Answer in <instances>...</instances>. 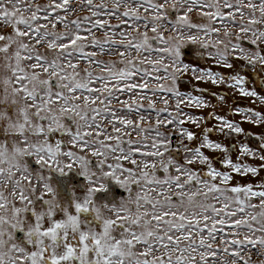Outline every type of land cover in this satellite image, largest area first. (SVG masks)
Here are the masks:
<instances>
[{"label": "snow or ice", "instance_id": "obj_1", "mask_svg": "<svg viewBox=\"0 0 264 264\" xmlns=\"http://www.w3.org/2000/svg\"><path fill=\"white\" fill-rule=\"evenodd\" d=\"M195 13L208 23L194 20ZM6 26L12 31L0 33V264H253L252 255L264 257V182L237 180L264 171V133L256 150L240 143L234 161L233 146L210 136L245 130L213 114L206 119L216 127L205 128L192 147L185 140L196 134L180 126L200 120L183 107L209 104L177 86L189 71L182 47H211L208 55L234 71L192 69L195 79L226 85L264 108V94L246 88L241 71L264 73V0H0V29ZM221 31L229 39H207ZM109 53L119 63L97 59ZM144 100L154 111L157 102L166 106L154 128L129 118ZM234 114L264 127L261 110L244 106ZM161 126L177 136L176 146ZM133 133L141 139L132 140ZM52 172L82 176L83 191L70 189L65 200ZM109 179L128 193L118 206L95 200ZM88 213L94 223L85 221Z\"/></svg>", "mask_w": 264, "mask_h": 264}, {"label": "rangeland", "instance_id": "obj_2", "mask_svg": "<svg viewBox=\"0 0 264 264\" xmlns=\"http://www.w3.org/2000/svg\"><path fill=\"white\" fill-rule=\"evenodd\" d=\"M97 3L100 2V0H96ZM37 3L40 5H45L47 3V0H37ZM109 7H111V4L109 2ZM90 13L87 11H81L77 13L78 16L83 17L85 15H89ZM175 15V13H173ZM75 18V17H70ZM105 19H109L108 17H104ZM193 19L196 20L198 23L205 24L208 23L207 19L204 17H201L199 13H195L193 15ZM110 23L112 25H116L119 23L115 18L110 19ZM217 27H222L220 25V22H216ZM120 30H124L121 28ZM12 31L11 27L6 26L0 29V33L2 34H8ZM97 35L103 39L102 33H97ZM131 35L135 36L136 33H131ZM208 40H215V39H224L227 40L229 39L228 37L224 36L223 31H221L218 35L213 34L209 37H207ZM88 51L92 49H86ZM43 52L44 49H41ZM209 52H215L214 48H202L199 44L196 45H191L186 43L182 49H181V61L182 63H186L189 66V71L185 72L183 76L180 79V82L178 83V88L180 89L181 92H192L195 95H199L203 98L206 99V101L209 104V107L207 108H196V107H183V112L187 115H192L194 118L200 120L199 126L193 125L190 122H186L184 125H181L185 131H192L193 133L196 134V139H194L191 142H188L185 140L186 143H190L192 147H196L199 145L201 134L203 133L205 128L208 127H216L217 122L212 120V119H206L209 118L213 114L221 115V116H226L230 121L239 124L241 127L244 128L246 135H240L236 136L235 134H232L231 137L221 135L217 132L212 133L210 136V139L213 142L220 141L224 145H232V159L236 161L237 156H236V151H237V146L240 143H246L249 144L254 150L257 149V146L259 144V141L256 139L257 135H260L261 133H264V127L262 126H256L251 123L244 122V117L235 115L234 110L239 107H251L253 110H261L262 114H264V108L261 107L258 103L252 104L249 102L248 98H242L238 94L233 95L232 90L227 88L226 85H213L210 82L205 81H197L195 79L194 73L192 69H196L197 71H212V72H219L221 74H227L231 71L234 70H229L224 68L223 66H220L216 63V61L208 55ZM97 59H102L105 60L106 62H114V63H119V57L117 55H113L109 53L108 55H99ZM237 63H242V62H237ZM81 67L87 68V62L84 61L81 64ZM242 73L245 75L247 83H246V88L249 90H256L258 93L264 94V73H261L259 71H251L247 68L241 69ZM139 91V90H138ZM147 94L148 96H151L152 93L149 90H144L141 94ZM161 94L157 93V96H160ZM162 95L168 96V93H163ZM131 96L129 93L127 96L122 97V99H127ZM219 96H224L226 97V100L221 102L219 100ZM215 97V98H214ZM114 108L119 109L121 106L119 104L113 105ZM166 106L163 103L157 102L155 105V109L151 110L148 107V102L147 100L143 101V107L135 114H129V118H134L138 123H140V127L148 129V128H154L156 126V115L158 110L165 108ZM169 110H172L174 108V104H170L167 106ZM144 115L145 116V121L144 122H139L138 117L139 115ZM162 117H166L167 113H160ZM170 128H177L176 125H170ZM161 131L167 133L171 138H172V143L173 146H176L178 143L177 136L172 133L168 132L166 128L161 126ZM178 131V129H177ZM125 139H128V137H125ZM132 140H139L141 137L137 136L135 133L131 136ZM203 151L206 152L207 155L210 157L214 158H219L221 154L218 152H213L212 150L204 149ZM182 153L178 154L176 159H179L182 157ZM244 162L249 163L250 165L253 166H259L261 162L259 160H253L251 157H246L243 158ZM93 166H95V162H93ZM130 166V165H129ZM218 168L220 167L219 164L216 165ZM33 168H37L38 166L34 164L31 165ZM199 167V165L195 166ZM162 175V173H159ZM80 177L77 173L72 172L68 173L67 175H61L59 173L52 172L49 174V178L51 183H53V186H56L57 190L59 191L60 195L65 199L70 202L71 199V191L70 189H76L77 192L83 191V185L86 184V180L84 182L80 183L78 187L68 185L67 181L70 179L71 181L73 180H80ZM237 180L241 184H247V183H252L254 186L258 183L264 182V171H261L257 177H252L250 174L246 178H240L237 177ZM237 181L234 180L232 183H236ZM109 184L110 187L116 188L120 190L119 194H113L112 190L109 195V202L106 200H102V194L103 192L97 193L95 196V200L98 203L101 204H107L110 206H118L119 202L123 199H125L128 195L127 192H125L120 186L112 181L111 179L107 180L105 182V187L106 185ZM68 192V193H67ZM125 193L122 195V193ZM90 217L91 213L88 214H83V216ZM85 221L87 222V219L84 217ZM20 235V236H18ZM15 238L17 243H24L25 242V234L21 231H17L15 234ZM264 260V257L261 256H256L252 255V262L253 264H260V261Z\"/></svg>", "mask_w": 264, "mask_h": 264}, {"label": "flooded vegetation", "instance_id": "obj_3", "mask_svg": "<svg viewBox=\"0 0 264 264\" xmlns=\"http://www.w3.org/2000/svg\"><path fill=\"white\" fill-rule=\"evenodd\" d=\"M84 180L85 179L83 177H80V180L79 181H77V180L71 181L70 179H68L66 186H68L70 184L72 186L78 187L80 183L84 182ZM112 190H114L112 192L113 194H119L120 193V190L119 189L112 188V187L109 186V184H107L106 187H105V191H103V194H102V200H106V201L109 202L108 199H109L110 192ZM124 194L125 193L123 192L122 195H124ZM84 217L87 219V222L94 223V216H93V214H91L90 217H87L85 215H84Z\"/></svg>", "mask_w": 264, "mask_h": 264}, {"label": "clouds", "instance_id": "obj_4", "mask_svg": "<svg viewBox=\"0 0 264 264\" xmlns=\"http://www.w3.org/2000/svg\"><path fill=\"white\" fill-rule=\"evenodd\" d=\"M4 127L7 128V125L5 124ZM55 187H56V186H54V188H55ZM260 264H264V260L260 261Z\"/></svg>", "mask_w": 264, "mask_h": 264}, {"label": "water", "instance_id": "obj_5", "mask_svg": "<svg viewBox=\"0 0 264 264\" xmlns=\"http://www.w3.org/2000/svg\"><path fill=\"white\" fill-rule=\"evenodd\" d=\"M18 236H20V235H18Z\"/></svg>", "mask_w": 264, "mask_h": 264}]
</instances>
